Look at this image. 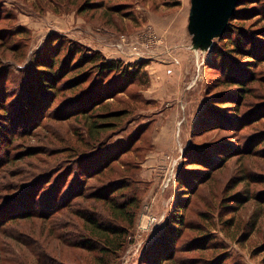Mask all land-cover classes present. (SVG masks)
<instances>
[{"label": "rangeland", "instance_id": "1", "mask_svg": "<svg viewBox=\"0 0 264 264\" xmlns=\"http://www.w3.org/2000/svg\"><path fill=\"white\" fill-rule=\"evenodd\" d=\"M191 7L192 0H0V108L9 112V122L0 118V264H100L99 258L103 264H264V0H242L228 35L205 44L190 26ZM75 44L121 62L125 80L96 73L91 64L73 70ZM252 48L259 59L246 53ZM59 50L60 95L48 94L39 65ZM230 69L239 71L247 97L228 94L208 106L214 95L236 88L225 85ZM82 72L89 80L76 88ZM95 82L108 83L100 88L112 98L77 116L79 96ZM110 113L119 117L94 150L88 130ZM248 116L249 122L229 125ZM200 119L205 122L193 133ZM138 136L114 165L117 174L81 175L74 149L97 171L108 152L118 156ZM63 167L74 170L65 185L87 181L92 194L122 178L129 185L115 203L141 199L122 249L90 253L49 236L44 219L55 192L66 188L48 180ZM81 206L76 209L102 223L113 219L96 199ZM31 209L39 214L27 217ZM174 215L186 223L181 232L171 230ZM74 216L79 227L69 232L86 244L90 236ZM25 243L47 258L37 261Z\"/></svg>", "mask_w": 264, "mask_h": 264}, {"label": "trees", "instance_id": "2", "mask_svg": "<svg viewBox=\"0 0 264 264\" xmlns=\"http://www.w3.org/2000/svg\"><path fill=\"white\" fill-rule=\"evenodd\" d=\"M242 0H239L238 8L241 7ZM238 11V10H237ZM236 11L231 19H233L236 15ZM230 19V20H231ZM227 30H229V27H227ZM262 33L264 34V29L262 30ZM226 35H228V31L224 33V35L220 38L223 39ZM256 39V38H255ZM258 39V38H257ZM232 42V41H231ZM227 41L226 43H231ZM64 49V48H61ZM69 51L73 56L72 59H75L76 64L73 66V70H81L84 66L91 64V69L93 71H96V73L100 74H113L114 76H117L115 79H123L125 80V74L126 69L124 66H122V63L117 60H106L101 54L95 53V54H85L84 50L80 48L78 45H74L69 48ZM74 53V54H73ZM248 55L255 56V59H259L260 52L258 49L254 50L253 48L249 51H246ZM60 50L57 52V54L54 56V58L51 60V62H47L46 64L39 65L42 67V69H39V84L41 87L50 94L51 92L59 94L58 91V82L63 79L58 78L59 74L63 72L64 68L63 66L60 68L61 72L58 71L59 68V58H60ZM76 55L78 56V59L76 60ZM222 55L221 57H223ZM72 57V56H71ZM70 73L67 72L66 75ZM88 74L86 72H82L81 74L77 75V82L75 83L76 88H79L83 86L88 80H89ZM137 75L134 77H130V81L133 82V79H135ZM132 79V80H131ZM108 83H105L104 85H101L100 83H94L93 86H91L89 89L84 90L81 95L79 96V101L82 103V108L78 106L76 109V112L78 113L77 116H86L89 113H94L95 108L103 104L106 100L112 98V94L110 96L105 97L104 94L107 93V89H104V87L100 88V86H105ZM226 86L229 87H236L233 88V90L229 92H224L221 94L214 95L211 100H207L208 106L213 107L216 105L215 101H223L225 98L230 99L228 94H233L231 96L236 98H245L247 97L249 93V89L246 88L243 84V79L239 77V71L235 69H230V74L226 78L225 82ZM105 97V98H104ZM232 99V98H231ZM210 102V104H209ZM91 105V106H90ZM90 106V107H89ZM0 118L6 117L5 121H8V116L5 113H9L6 108H0ZM92 113V114H93ZM119 117L118 113H110V114H104L103 116H97L95 118V122L91 125V129L88 130L90 140L94 141L95 146H93V149L100 148L102 145V142L100 141V137L102 134H105V132L111 130L114 126V124L110 123V120H117ZM237 121L229 122V125L232 127H237L239 122H249L251 121V117H240ZM98 120L103 121L100 125H98ZM205 122V120L200 119V123L194 128L193 133L199 131L201 123ZM0 125L3 126L4 124L0 122ZM8 125V124H7ZM8 127V126H6ZM140 141V136L136 137L131 143H129L127 146L119 147L118 150V156H114L111 152H108L110 156L108 157L107 161L104 163V165L96 171L95 168H88L86 167V164L89 162L91 163V159L85 160L82 153L78 154V150H73L74 155L77 156V161L75 162L78 166V170L81 168V175L88 177V179H94L96 177H103L107 176L109 173L117 174V169H115L114 165L120 161L121 156L127 155L134 147L135 145ZM102 149V148H100ZM187 153V152H186ZM35 155V154H34ZM117 155V154H115ZM93 155H87V158H91ZM187 159H190V156H187ZM94 166V165H93ZM86 167V169H85ZM211 167V166H209ZM63 169V170H62ZM68 169V168H67ZM72 173H74L73 168H69V170H64V167L55 172L51 175L49 178V183L56 184L58 187L61 186L62 188H66L63 192V190L56 191L54 194L55 202L53 204H50L51 210H49V214L44 219L46 222H50L51 224V231L49 236L53 237L56 242L59 243V245H62L63 247L68 246L72 248H80L85 249V247H88L90 249V253H93L92 251L102 252V254H107L108 252L114 250H120L124 246V244L127 241L128 236L130 235L131 230L134 228V225L136 223L137 218V212L141 207V199L138 198V196H133L129 200H123V202L115 203L117 200V196L120 195L121 192H123L129 184H122V178H120L118 181H116L115 184L105 185L103 188H96V192H93L92 194H88V185L87 181L84 183H78L70 182L68 185H65L67 180L72 177ZM72 179V178H71ZM79 179V178H78ZM80 180V179H79ZM85 181V180H84ZM179 182L183 184L181 180V176H179ZM121 185V186H120ZM187 183H184L183 186H187ZM116 186V187H115ZM62 194V195H61ZM61 197L59 198V196ZM90 199H96L97 201H100L104 203L110 210L111 215L113 217L112 221L108 223H102L99 220V217L95 216L94 214L86 215V213L82 212V209H76L77 207L81 206V201L83 200H90ZM264 203V202H262ZM264 204H261L263 206ZM84 210V209H83ZM74 211V212H73ZM33 213L39 214L37 210L31 209L28 212L27 217H33ZM78 216L82 220L83 228L85 232H87L88 236H86V244H83L82 239L81 241L76 240V238H73V236L70 234L69 229L70 228H78L79 223L76 219L72 218ZM181 217V216H180ZM14 219V218H13ZM11 221V220H8ZM186 223L183 221V219L179 218L178 216L174 215V217L171 220V226L173 232H181L182 229L185 227ZM177 238V236H176ZM178 239V238H177ZM167 240H165L166 242ZM85 243V242H84ZM27 246V249L35 256V259L37 261L43 259H46L47 256L41 251V248L39 247L38 250H36L31 244L25 243ZM84 245V246H83ZM168 248H171V243L168 245ZM56 249V247L54 248ZM86 250V249H85ZM43 253V254H42ZM44 255V256H42ZM57 257H64L63 250L57 252ZM92 259L94 261L96 260V257L89 256V262L92 263ZM103 264V258L98 259ZM88 264V263H86ZM93 264V263H92Z\"/></svg>", "mask_w": 264, "mask_h": 264}, {"label": "water", "instance_id": "3", "mask_svg": "<svg viewBox=\"0 0 264 264\" xmlns=\"http://www.w3.org/2000/svg\"><path fill=\"white\" fill-rule=\"evenodd\" d=\"M238 3L239 0H192L190 26L197 34L198 43L223 36Z\"/></svg>", "mask_w": 264, "mask_h": 264}]
</instances>
